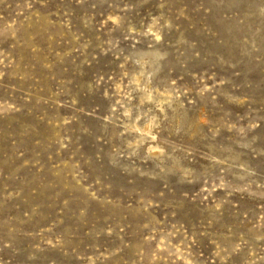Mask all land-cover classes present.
Here are the masks:
<instances>
[{"label":"rangeland","instance_id":"obj_1","mask_svg":"<svg viewBox=\"0 0 264 264\" xmlns=\"http://www.w3.org/2000/svg\"><path fill=\"white\" fill-rule=\"evenodd\" d=\"M0 264H264V0H0Z\"/></svg>","mask_w":264,"mask_h":264}]
</instances>
